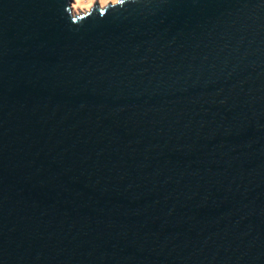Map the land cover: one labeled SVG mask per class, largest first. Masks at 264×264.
Returning <instances> with one entry per match:
<instances>
[{"label":"water","instance_id":"1","mask_svg":"<svg viewBox=\"0 0 264 264\" xmlns=\"http://www.w3.org/2000/svg\"><path fill=\"white\" fill-rule=\"evenodd\" d=\"M0 0V264H264V0Z\"/></svg>","mask_w":264,"mask_h":264},{"label":"rangeland","instance_id":"2","mask_svg":"<svg viewBox=\"0 0 264 264\" xmlns=\"http://www.w3.org/2000/svg\"><path fill=\"white\" fill-rule=\"evenodd\" d=\"M96 1L101 6H104L107 3L115 2L116 0H73L71 3V7H72L73 11L79 12V10L88 9Z\"/></svg>","mask_w":264,"mask_h":264}]
</instances>
